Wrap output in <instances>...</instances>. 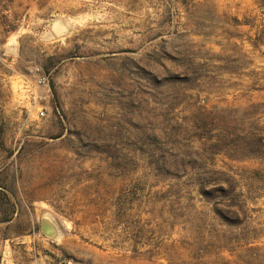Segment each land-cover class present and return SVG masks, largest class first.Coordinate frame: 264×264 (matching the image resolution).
Returning <instances> with one entry per match:
<instances>
[{
    "label": "rangeland",
    "instance_id": "1",
    "mask_svg": "<svg viewBox=\"0 0 264 264\" xmlns=\"http://www.w3.org/2000/svg\"><path fill=\"white\" fill-rule=\"evenodd\" d=\"M0 264H264V0H0Z\"/></svg>",
    "mask_w": 264,
    "mask_h": 264
},
{
    "label": "built area",
    "instance_id": "2",
    "mask_svg": "<svg viewBox=\"0 0 264 264\" xmlns=\"http://www.w3.org/2000/svg\"><path fill=\"white\" fill-rule=\"evenodd\" d=\"M36 86L25 87L23 101L27 109L37 108L39 117H46L52 111L50 99L52 88L50 73L45 72L40 67H36Z\"/></svg>",
    "mask_w": 264,
    "mask_h": 264
},
{
    "label": "water",
    "instance_id": "3",
    "mask_svg": "<svg viewBox=\"0 0 264 264\" xmlns=\"http://www.w3.org/2000/svg\"><path fill=\"white\" fill-rule=\"evenodd\" d=\"M42 228L45 234L50 236H55L57 234L56 226L47 218H44L42 221Z\"/></svg>",
    "mask_w": 264,
    "mask_h": 264
}]
</instances>
